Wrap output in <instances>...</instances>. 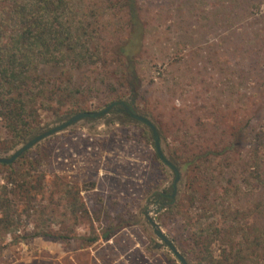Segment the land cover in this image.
<instances>
[{
  "label": "rangeland",
  "instance_id": "rangeland-1",
  "mask_svg": "<svg viewBox=\"0 0 264 264\" xmlns=\"http://www.w3.org/2000/svg\"><path fill=\"white\" fill-rule=\"evenodd\" d=\"M103 1L99 0L98 4ZM222 2L227 7L228 0H140L150 33L137 64L140 97L135 107L155 124L164 155L179 169L174 202L159 209L163 203L156 201L155 194L173 192L175 173L158 158L151 133L144 125L123 118L115 110L86 119L34 149L48 145L52 170L78 186L87 205L93 199L104 197L107 205L111 203V221L125 227L107 241L102 238L103 229L108 226L104 215L98 219L88 206L90 212L81 213L76 221L74 217H64L59 209L45 228L57 238L73 235L79 239L37 237L16 241L35 230L36 217H24L19 232L3 234L0 238V244L7 245L0 252V264H179L155 236L147 213L192 264L184 247L175 239L190 233L192 219L216 225L222 219V212H227L222 207L246 212L240 213L242 222L252 219L247 214L248 208L258 204L264 194L247 192V188L236 197L223 198L225 192L219 195L216 191L231 187L225 176L220 179L219 173L224 170L229 177L234 167L237 170L234 183L247 186L242 171L249 151L261 143L258 139L264 131V58L249 55L251 45L246 38L257 29L264 31V16L246 17L252 23L247 28L245 21L238 18L237 22L243 21L239 27L246 34L232 32L234 29L231 30L228 22L223 28H229L232 33L219 36L220 24L212 23L218 19V13L225 12ZM88 8L93 10L91 4ZM105 20L110 22L108 28L114 32L115 40H122L126 35L124 13L109 11ZM190 35L199 43L195 45L194 40L183 47L181 43ZM251 44L258 47L261 41L258 43L255 37ZM96 71L92 76L97 79L100 90L92 95L91 112H101L113 103L99 105L100 99L106 96L107 84L117 82L114 65L100 66ZM121 100L131 101L128 96ZM72 115L56 116L42 111L34 135L62 124ZM240 131L244 139L243 158L236 165L231 162L226 167L223 160H216L201 163L199 170L188 167V161L194 157L229 145ZM1 136L4 137L3 130ZM16 148L0 155L10 156ZM195 176L198 179L196 183L194 180L197 190L194 206L189 208L187 201L184 218L173 217L170 211L182 201ZM94 234L99 236L98 241L85 246L80 238ZM218 248V245L214 247L216 251Z\"/></svg>",
  "mask_w": 264,
  "mask_h": 264
},
{
  "label": "trees",
  "instance_id": "trees-1",
  "mask_svg": "<svg viewBox=\"0 0 264 264\" xmlns=\"http://www.w3.org/2000/svg\"><path fill=\"white\" fill-rule=\"evenodd\" d=\"M98 1L0 0V153L10 152L33 136L39 128L42 111L56 116L91 112L94 104L92 95L100 90L97 79L92 75L100 66L114 65L117 82L107 84L106 96L100 99L99 105L118 102L128 96L131 101L118 105L116 111L126 119L129 118L126 107L135 111V103L140 97L137 64L150 33L142 16L140 0H105L103 4H98ZM89 4L93 6L92 11ZM221 6L225 12L218 13V19L212 23L220 24L222 34L219 36H227V32L246 34L239 27L240 23L245 21L247 28L252 23L246 17L264 16V0H228L227 7L225 4ZM112 10L123 12L125 17L126 35L119 41L115 40L114 32L109 31L110 22L105 20ZM238 18L243 21L237 22ZM228 22L234 31L223 28ZM263 33V29H257L246 38L251 45L249 55L264 58ZM186 37L188 43L182 42L183 47H188L194 40L195 45L199 43L191 35ZM255 37L258 43L261 41L258 47L251 44ZM260 138L261 143L249 151L247 165L242 171L246 175L244 182L247 186L239 187L234 183L235 167L231 168L234 171L229 177L224 170L219 173L220 179L225 176L227 185H231L215 190L219 195L225 192L223 198L236 197L247 188V192L264 194V131ZM243 141L242 132H237L229 145L194 157L188 161V167L194 166L199 170L201 163L205 165L216 160H223L226 167L231 162L236 165L243 158ZM197 179L198 176L191 178L184 198L170 211L173 217L184 218L188 202L189 208L194 206ZM80 193L78 186L71 185L52 170V154L48 145L26 152L11 165L0 164V238L3 234L19 232L24 217H36L34 232L16 238V241L37 237L79 239L73 235L57 238L45 228L59 209L64 217H74L76 221L78 215L90 211L98 219L104 215L108 226L103 229L102 238L107 241L125 227L111 221V203L107 205L104 197L93 199L87 205ZM172 194V191L161 192L155 194V198L169 204L174 202ZM88 206L92 210L89 211ZM213 209L220 211L218 207ZM222 211L227 212H222V219L216 225L199 218L192 219V231L186 236L175 237L186 250L191 263L264 264V196L258 204L248 208L247 214L252 217L250 221L239 220L242 218L240 213L246 214L242 210L222 207ZM80 239L86 243L85 246H91L99 236L94 234ZM216 245L219 246L217 251L214 249ZM6 246L0 244V252Z\"/></svg>",
  "mask_w": 264,
  "mask_h": 264
},
{
  "label": "water",
  "instance_id": "water-1",
  "mask_svg": "<svg viewBox=\"0 0 264 264\" xmlns=\"http://www.w3.org/2000/svg\"><path fill=\"white\" fill-rule=\"evenodd\" d=\"M124 100L114 102L107 106L101 112H82L78 114H74L68 118H65V121L55 127L49 128L41 133L34 135L32 138L28 139L26 142L22 143L18 148H16L10 156H2L0 155V164L11 165L16 160H18L23 154L26 152L34 149L36 146L41 144L42 142L46 141L49 138H52L55 135H58L64 131H67L69 128L74 126L75 124L84 121L86 119L98 118L108 114L110 111L115 110L118 105H124ZM126 110L129 113V120L134 121L137 124L144 125L151 133V138L153 140L154 148L156 150L158 158L175 173V181L173 183V194L172 197H175V191L177 189V185L180 181V173L177 166L168 160L163 153L162 145H161V136L156 128L155 124L152 120L144 115L141 114L135 109L134 112L130 111L128 107ZM166 204H159V209L164 207ZM147 218L149 224L153 228V232L155 236L167 247L169 252L173 254V256L177 259L179 264H190L186 256L180 251L178 246L165 234V232L161 229L160 225L156 222L154 217H152L149 213H147Z\"/></svg>",
  "mask_w": 264,
  "mask_h": 264
}]
</instances>
